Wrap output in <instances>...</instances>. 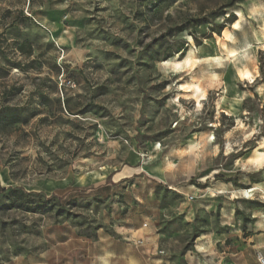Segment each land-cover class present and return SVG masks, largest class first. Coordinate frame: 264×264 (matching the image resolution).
Listing matches in <instances>:
<instances>
[{"label":"rangeland","instance_id":"1","mask_svg":"<svg viewBox=\"0 0 264 264\" xmlns=\"http://www.w3.org/2000/svg\"><path fill=\"white\" fill-rule=\"evenodd\" d=\"M202 136L231 182L223 264H258L233 241L264 243V0H0V264H63L128 200L52 182Z\"/></svg>","mask_w":264,"mask_h":264},{"label":"crops","instance_id":"2","mask_svg":"<svg viewBox=\"0 0 264 264\" xmlns=\"http://www.w3.org/2000/svg\"><path fill=\"white\" fill-rule=\"evenodd\" d=\"M199 139H189L185 154L175 156L166 147L142 153L131 147L120 168L101 166L52 182L50 188L67 183L95 196L109 189L113 203H121L120 196L128 199L122 200L125 205L115 214L105 217L106 228L98 229L94 237L79 236L72 228L71 238L63 243L71 244V253L57 254V260L63 264H223L224 253L218 249L229 237L225 236V223L234 221L231 213L225 220L224 207L216 202L221 189L229 191L231 182L223 180L218 164L210 169L207 164L223 155V146L209 145L206 136ZM189 145L193 146L191 152ZM140 156L151 159V164ZM258 221L264 224V218ZM261 232L259 236L264 238V229ZM256 239L247 235L234 240L243 252L238 249L233 256L252 250L247 258L254 261L260 247L263 250L258 252L264 255V243L257 246Z\"/></svg>","mask_w":264,"mask_h":264},{"label":"trees","instance_id":"3","mask_svg":"<svg viewBox=\"0 0 264 264\" xmlns=\"http://www.w3.org/2000/svg\"><path fill=\"white\" fill-rule=\"evenodd\" d=\"M9 118V117H8ZM10 120H12L13 122H21L23 121L21 116H19L18 114L16 113H12V115L10 116L9 118ZM6 192V189L4 188H0V194H3ZM11 193H18V190L15 189V190H12Z\"/></svg>","mask_w":264,"mask_h":264},{"label":"built area","instance_id":"4","mask_svg":"<svg viewBox=\"0 0 264 264\" xmlns=\"http://www.w3.org/2000/svg\"><path fill=\"white\" fill-rule=\"evenodd\" d=\"M145 226V225H144ZM140 243V242H139ZM160 254H162V252H159ZM257 262L258 264H264V256L258 254L257 255Z\"/></svg>","mask_w":264,"mask_h":264},{"label":"bare ground","instance_id":"5","mask_svg":"<svg viewBox=\"0 0 264 264\" xmlns=\"http://www.w3.org/2000/svg\"><path fill=\"white\" fill-rule=\"evenodd\" d=\"M238 25H239V22H237V23L235 24V28H238ZM243 76L247 77V76H248V73H247V72L243 73ZM197 90H198V89H197ZM189 150H190V152L193 150V146H192V145H189ZM244 194H245V193H244ZM248 197H250V196L248 195Z\"/></svg>","mask_w":264,"mask_h":264}]
</instances>
